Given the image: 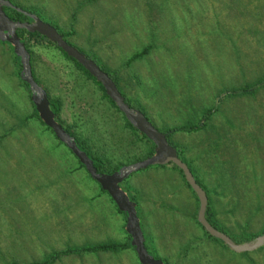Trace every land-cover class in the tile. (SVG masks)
Wrapping results in <instances>:
<instances>
[{"label": "rangeland", "instance_id": "obj_1", "mask_svg": "<svg viewBox=\"0 0 264 264\" xmlns=\"http://www.w3.org/2000/svg\"><path fill=\"white\" fill-rule=\"evenodd\" d=\"M9 1L117 76L156 128L189 129L191 106L201 124L212 109L207 129L171 138L197 169L223 232L236 239L264 234V0ZM33 50L42 85L52 97H64V124L112 161L145 155V142L92 80L58 51ZM20 71L0 41V133L25 125L0 144V264L43 263L65 251L126 244V217L70 149L31 118ZM9 110L16 118L7 119ZM131 186L147 247L167 264H264V246L235 253L208 237L197 221L198 199L176 171L149 167ZM53 264L141 263L125 249L61 256Z\"/></svg>", "mask_w": 264, "mask_h": 264}, {"label": "water", "instance_id": "obj_2", "mask_svg": "<svg viewBox=\"0 0 264 264\" xmlns=\"http://www.w3.org/2000/svg\"><path fill=\"white\" fill-rule=\"evenodd\" d=\"M12 8L27 16V21H17L8 17L4 8ZM18 30L39 33L55 43L68 56L80 63L104 87L106 94L116 103L118 109L141 134L145 135L154 153L150 157L135 163L122 166L113 173L99 172L94 160L76 138L68 132L56 119L47 91L36 82L32 72L30 53L25 46V39L18 35ZM0 41L11 46L21 64V79L28 84L31 100L41 121L52 129L55 136L64 143L78 158L101 188L111 197L117 208L126 217L125 231L130 235L128 243L137 253L141 264H166L157 258L146 246V237L142 228V219L138 211V201L133 191L129 190L124 181L134 173L153 166H177L183 173L187 183L198 198L197 221L204 231L218 242L235 253L255 251L264 246V234L245 242H237L228 234L216 228L208 219L209 198L206 190L198 183L190 167L184 162L167 138V133L157 129L146 115L132 107L120 92L116 83L101 67L85 53L68 43L59 30L43 21L38 15L17 7L9 0H0Z\"/></svg>", "mask_w": 264, "mask_h": 264}, {"label": "trees", "instance_id": "obj_3", "mask_svg": "<svg viewBox=\"0 0 264 264\" xmlns=\"http://www.w3.org/2000/svg\"><path fill=\"white\" fill-rule=\"evenodd\" d=\"M4 11L6 12V14L8 15L9 18L13 19V20H17V21H27L28 18L26 15L12 9V8H8V7H5L4 8ZM60 32V31H59ZM61 33V32H60ZM64 38L67 40V35L66 34H63L61 33ZM18 35L23 37L25 39V46L28 50V52L30 53V62H31V66H32V72H33V76H34V79L36 80V82L40 85H42L40 79L38 78L37 76V73H36V69H35V62H36V59H37V54L36 52L33 50V47L36 46L38 47L39 49L40 48H50L51 51H58V53L61 55V57L63 58V60L67 61V62H71L75 65L76 68H78L79 70H81L83 72V74L90 80H92L99 88L100 90L102 91L103 93V97L104 99H106L111 106H113L121 115H123V118H124V121H125V124H126V127L129 128L133 134L138 138L140 139L141 141H144L145 144H146V152H145V155L144 156H137L136 160L134 159H128L127 157H123V160H120V161H112L108 158H105V154L104 153H100L99 150H93L86 141L82 140L81 137H79L77 135L76 132L73 131V129L67 125V124H64L62 122V115H63V100L60 98V97H52L51 94L47 91L48 93V97H49V100H50V103H51V106H52V109L56 115V119L63 125V127L68 131L70 132L75 138L76 140L78 141V143H80L84 149H86V151L90 154V156L93 158L94 160V165L95 167L98 169L99 172H109V173H113L115 171H117L118 169H120L122 166H125L126 164H130V163H135L137 161H141L143 159H146L148 157H150L151 155H153L154 153V148L151 146L149 140L147 139V137L143 134H141L137 129H135L133 127V125L128 121V119L125 117V115L118 109L116 103L106 94V91L104 89V87L102 86V84L96 80L95 77H93L80 63H78L74 58L68 56L62 49H60L55 43L51 42L50 40H48L46 37L42 36L41 34L39 33H31V32H27L26 30H18ZM70 43V42H68ZM6 44V43H5ZM71 44V43H70ZM7 45V44H6ZM72 45V44H71ZM9 46V45H8ZM10 49L12 50L13 54H14V57L17 61V65L18 66H21L19 60H18V57L15 55L13 49L11 46H9ZM78 49V48H77ZM149 47L146 48L145 51H143L142 53H139V54H135L129 61L127 64H131L134 60H137L139 57H142V56H145L147 54V52L149 51ZM80 50V49H78ZM81 52H83L82 50H80ZM84 53V52H83ZM53 54V53H52ZM87 55V54H86ZM88 56V55H87ZM90 57V56H88ZM91 58V57H90ZM93 59V58H91ZM100 67L102 70H104L106 73H108V75L113 79V81L116 83L117 87L119 88L120 92L123 94V96L125 97L126 101L132 106V107H135L139 110H141L147 117V113L145 112V110H143L141 107L139 106H136L134 104H132V102H130V100L126 97V95L124 94V92L122 91V89L120 88V85H119V80L117 78V76L113 75L109 70L105 69L103 66H101L97 60L93 59ZM22 80V79H21ZM22 82L24 83V85L27 87V89L29 90L28 88V84L25 83L23 80ZM260 83H257V84H254L253 86H250V87H246L244 89L243 92L240 93V95L242 94H245V93H249L251 92L252 90H255L256 87L259 85ZM31 104H32V107H33V115L31 116V118H37L41 123L42 125L45 127L46 130L50 131L51 135L62 145H65L64 143H62L56 136L55 134L53 133L52 129L47 127L40 119L39 117V114L38 112L36 111L35 109V106L31 100ZM195 112H199L194 106H191V109L188 111V113L190 114V119H189V123H188V128L187 129L186 127L184 128H180V129H176V128H157L159 129L160 131L164 132V133H167V138H168V141L170 142V144L175 147L177 150H178V153H179V156L180 158L186 162L188 164V166L190 167L192 173L194 174L196 180L198 181V183H200V185H202L203 187H205L204 185V182L202 181V179L200 178L199 174H197V169L195 167H193L189 162H187L186 159L183 158V149L177 145L176 143L173 142L172 140V135L175 134L176 132H190V133H197V132H200V131H203L205 129H207L208 127V124H207V121L210 120L213 116L212 114V109H209L205 114H203V120H205L206 122L201 124V122L199 121L196 122L195 119H192L194 117V113ZM200 113V112H199ZM15 117L14 113L12 111H8V117L7 119L9 118H12V117ZM16 118V117H15ZM18 118V117H17ZM148 118V117H147ZM30 119V118H29ZM152 123V122H151ZM153 124V123H152ZM154 125V124H153ZM22 126H25L23 125L22 122H20L19 124H15L13 126H7L4 128L3 132L0 133V144H3L4 140H7V139H11L13 140L19 129L22 128ZM155 126V125H154ZM8 130V128H10ZM26 132H28V130H26ZM25 128H23V137L26 139V135H25ZM71 151V150H70ZM74 155V154H73ZM80 162V161H79ZM80 167L83 168V169H86L85 166L83 164L80 163ZM151 169H157V170H165V171H176L178 174H180L181 178H182V181L184 182V185L187 189H189L195 196V198H197L195 192L193 191V189L191 188V186L187 183L182 171L175 165H173L172 169H168L169 167L167 166H155V167H150ZM215 168V167H214ZM149 169V168H148ZM221 177H224L223 175ZM129 181V179H127L125 181V183L127 184ZM100 186V185H99ZM101 188V186H100ZM101 191L104 192L105 194H107V192H105L102 188H101ZM111 198V197H110ZM209 198V196H208ZM135 199L138 201V196L135 192ZM198 199V198H197ZM113 201V200H112ZM114 203V202H113ZM115 204V203H114ZM116 206V205H115ZM116 209L120 212V214H123L116 206ZM138 211H139V204H138ZM208 219L209 221L216 227L218 228L219 230H222V228L220 227L219 223L214 219V211L213 209L210 208V204L208 205ZM140 215V213H139ZM125 216V215H124ZM199 224V223H198ZM200 225V224H199ZM201 226V225H200ZM202 227V226H201ZM203 229V228H202ZM204 230V229H203ZM223 231V230H222ZM206 233V232H205ZM207 234V233H206ZM208 235V234H207ZM209 238L213 239V240H216L214 239L213 237L209 236ZM232 239H234L235 241L239 242V241H243V240H250L252 239L253 237L252 236H243L241 239H236L235 237L233 236H230ZM129 241V240H128ZM217 241V240H216ZM147 246V244H146ZM148 248V247H147ZM125 249H132L130 244L127 242L126 244H116V243H104V244H100V245H96V246H92V247H87V248H83L81 250H73V251H65V252H62V253H59V254H56L53 258L49 259V260H46L45 262L43 263H29V264H53L56 260H58L61 256H66V255H77V254H87V253H99V252H118V251H121V250H125ZM166 262V261H165ZM167 264V262H166Z\"/></svg>", "mask_w": 264, "mask_h": 264}, {"label": "crops", "instance_id": "obj_4", "mask_svg": "<svg viewBox=\"0 0 264 264\" xmlns=\"http://www.w3.org/2000/svg\"><path fill=\"white\" fill-rule=\"evenodd\" d=\"M65 61V60H64ZM67 62V61H66ZM53 63V62H52ZM67 63H69L70 64V62H67ZM44 89H45V87L43 86V85H41ZM47 89V88H46ZM45 89V90H46ZM48 91V90H47ZM56 97H60L62 100L64 99V97L62 96H56ZM64 104H65V101H63V106H64ZM136 174V173H135ZM135 174H133V175H131L129 178H127V179H129V181H128V183L127 184H125V181L127 180H125L124 181V185L129 189V190H131V191H133L134 192V194H135V189L133 190V188H132V186H131V179L134 177V175ZM105 201V200H104ZM107 202V201H106ZM107 204V203H106Z\"/></svg>", "mask_w": 264, "mask_h": 264}]
</instances>
